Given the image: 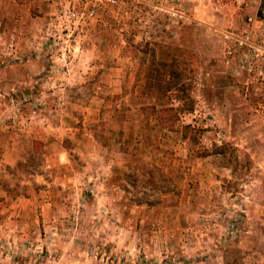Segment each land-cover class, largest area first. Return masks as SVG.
<instances>
[{
  "label": "rangeland",
  "instance_id": "obj_1",
  "mask_svg": "<svg viewBox=\"0 0 264 264\" xmlns=\"http://www.w3.org/2000/svg\"><path fill=\"white\" fill-rule=\"evenodd\" d=\"M263 17L0 0V264H264ZM171 59L190 112L159 80Z\"/></svg>",
  "mask_w": 264,
  "mask_h": 264
},
{
  "label": "trees",
  "instance_id": "obj_2",
  "mask_svg": "<svg viewBox=\"0 0 264 264\" xmlns=\"http://www.w3.org/2000/svg\"><path fill=\"white\" fill-rule=\"evenodd\" d=\"M264 18V17H263ZM160 72L159 79L164 86V92H173L174 97L180 101L181 107L180 110L190 112L192 110V99L189 94L190 85L187 82L185 69L183 67L180 68L179 64L175 59H171L168 62L159 61L158 69ZM172 111V109H168ZM160 123H165L161 121V117L157 118ZM168 128V127H167ZM171 128V126L169 127ZM190 128V125H185L182 130L185 132ZM221 148L214 146L213 152H220Z\"/></svg>",
  "mask_w": 264,
  "mask_h": 264
}]
</instances>
